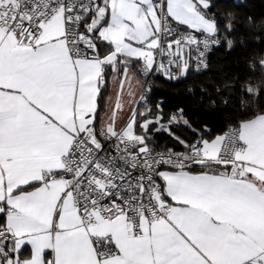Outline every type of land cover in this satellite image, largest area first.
I'll return each mask as SVG.
<instances>
[{
  "label": "crops",
  "instance_id": "obj_1",
  "mask_svg": "<svg viewBox=\"0 0 264 264\" xmlns=\"http://www.w3.org/2000/svg\"><path fill=\"white\" fill-rule=\"evenodd\" d=\"M103 6L108 16L99 36L119 58L140 60L146 75L175 57L177 77L188 72L195 41L181 48L173 39L161 40L160 4L104 0ZM169 16L182 22L175 23L181 29L204 27L191 0H170ZM107 67L109 88L99 113ZM139 80L133 67L72 59L62 14L43 27L34 47L18 46L0 27V213L15 237L8 255L27 246L8 264H244L245 247H264V142L242 144L235 153L236 165L246 162L240 178L230 175L234 163L202 172L162 169L171 214L140 218L138 234L126 218L110 221L100 214L95 225L82 226L60 177L64 159L77 133L106 131L102 116L113 112L111 102L122 99L127 86L136 97ZM220 149L219 140L205 145L204 162H215ZM94 236L112 237L118 254L98 258Z\"/></svg>",
  "mask_w": 264,
  "mask_h": 264
},
{
  "label": "built area",
  "instance_id": "obj_2",
  "mask_svg": "<svg viewBox=\"0 0 264 264\" xmlns=\"http://www.w3.org/2000/svg\"><path fill=\"white\" fill-rule=\"evenodd\" d=\"M28 3H31L32 10L24 13L21 20L23 24L31 27L34 35H28L29 29L25 28L18 39L16 31L9 30L12 25L1 27L14 37L18 46H36L40 41L43 27L58 14H62L64 38L70 57L97 58L102 61L103 57L96 52L91 31L97 13L93 0H0V4L3 5L0 12L15 19L16 15H21L22 9ZM91 12H94L95 16L90 19ZM160 17L159 37L162 41L173 39L181 48L195 41L191 33L182 31L169 19V15L162 13ZM87 25L90 30H86ZM212 39L208 35L202 36L199 47L195 41L193 53L204 49L205 41L210 45ZM208 56L209 49H204L202 58L193 55L195 66L204 69ZM197 60L199 63H195ZM173 65L175 67H172ZM164 66L172 77L177 76L175 57H169ZM235 129L236 127H233L227 132ZM226 147L227 150L220 149L216 162L236 165L235 153L241 149L242 144L237 142ZM204 161L202 149L195 146L188 150L170 148L152 150L145 140L128 139L121 133L109 135L89 130L75 135L69 153L64 159L60 177L72 195L74 207L79 212L83 227L95 225L96 214H100L110 221L126 218L134 225L135 233L138 234L140 218L168 219L171 214V203L163 187L161 170H186ZM14 240L15 237L7 227L0 228V257L8 255V251L5 252V241H11L13 244ZM105 241L109 242L108 248L111 251V255L106 257L117 255L118 249L112 237L94 236L92 242L97 255L99 251L97 243L103 244Z\"/></svg>",
  "mask_w": 264,
  "mask_h": 264
},
{
  "label": "snow or ice",
  "instance_id": "obj_3",
  "mask_svg": "<svg viewBox=\"0 0 264 264\" xmlns=\"http://www.w3.org/2000/svg\"><path fill=\"white\" fill-rule=\"evenodd\" d=\"M195 6V10L199 17H202L204 27H197L195 24L182 25V31L191 33V37L197 42L196 46L199 47L200 38L204 35L211 36L212 42L205 41L204 49H209V55L212 50H219L223 48L226 52L231 54L237 50V44L239 43L242 49V55L237 59L236 63L239 66L243 63V68L239 71H243V77H238L239 82L225 81L224 87L229 88L230 92L226 96L221 97V104L226 111L222 114L226 118V123L237 125L234 131L227 133L220 131L219 129H213L212 126L205 123L200 129H193L197 135L192 141V145L197 149H203L205 145L212 144L213 141H220L221 149L227 150L226 146L233 145L237 142L251 148L258 143L264 142V19L257 21L252 16L246 17V25L234 24V13L229 8L223 10L225 6L231 5L232 7H240L243 5L244 0H191ZM95 5L103 6L104 0H93ZM154 4H160V8L164 11L165 15H169L170 0H153ZM3 5L0 4V7ZM55 4H53V8ZM32 5L28 3L21 11V15H16L15 19L12 16H5L3 12H0V27H10L9 30H15L17 38H20L21 33L25 28H28V35H34L31 27L28 24H23L21 16L24 13L31 12ZM75 10V9H71ZM51 11V9H49ZM179 12H184V8L180 7ZM95 13H89V18L94 17ZM169 19L176 24H181V21L175 19V17L169 16ZM23 24V27H21ZM39 21L37 22V25ZM246 27L252 35L246 37L241 28ZM237 34H239V41H237ZM251 45L255 47H250ZM204 49H200L198 53H193L194 56L203 57ZM199 63V60L195 61ZM172 67H175L174 65ZM207 66H205L206 70ZM199 72L198 68L192 69ZM168 78V77H165ZM186 78V72L184 73ZM189 93L195 97V90L188 89ZM204 96L199 97L198 103H203ZM156 115L151 117L153 131L157 134L164 131L162 125H168L167 132H171L173 124H180L183 121V126H187L190 121L187 118V110L183 105H178L175 109L170 110L165 115V101L163 98L156 102ZM206 107L215 108V99H209ZM141 131H145L143 124L138 125ZM152 133H148L146 139H151ZM187 144V142H185ZM235 151V149H232ZM241 166L246 164L245 161L238 162ZM225 167H231L232 165H224ZM249 175H251L249 173ZM6 215L0 213V228L6 227ZM10 235V234H9ZM109 242L105 241L103 244L97 243L98 258H106L107 255H111V251L108 248ZM11 241H5V252L11 247ZM25 248L19 252L13 251L9 255L0 257V264H8L9 260H17L18 256H22ZM245 255L244 264H264V247H252L247 246L243 249ZM50 258V257H49ZM19 264V261H17Z\"/></svg>",
  "mask_w": 264,
  "mask_h": 264
},
{
  "label": "trees",
  "instance_id": "obj_4",
  "mask_svg": "<svg viewBox=\"0 0 264 264\" xmlns=\"http://www.w3.org/2000/svg\"><path fill=\"white\" fill-rule=\"evenodd\" d=\"M231 9L234 13V24L246 25V17L252 16L257 21L264 19V0H245L240 7H232L231 5L225 6L223 10ZM264 27V25H262ZM86 30H90L87 25ZM241 32L250 37V32L246 27L241 28ZM95 41L96 52L101 57H106L110 53L114 52L112 45L102 40L98 32H92ZM237 41H239V34H237ZM249 46L251 45L250 41ZM242 55V49L237 44V50L229 54L223 48L219 50H212L211 54L207 58V68L199 69V72L192 69L197 68L192 62L184 76L172 77L168 70L158 69L149 74H144L142 69V63L140 60H131L133 63V69L137 73L138 77L145 85V93L140 101L136 110V125L135 133L141 136L142 140H145L150 149L170 148L174 150H188L192 148V141L196 138L197 133L193 129H200L202 125L207 123L213 127V129H219L222 132H227L233 127H237L235 123H226V118L223 117V113L226 111L221 104V97L226 96L230 89L224 87L225 81L239 82L238 77H243V71L239 69L243 68V63L238 66L236 61ZM121 59V58H120ZM105 72V81L100 94L99 101V113L104 107V99L109 88V67ZM168 77V78H165ZM195 90V97H193L188 89ZM203 95V103H198L199 97ZM163 98L165 101V115L170 110L175 109L178 105H183L187 110V118L190 123L187 126H183V121L180 124H173L171 132L165 134L168 129V125H162L164 131L158 134L153 131L151 117L156 115V102ZM209 99H215L216 107H206ZM146 123V126L144 125ZM143 124L145 131H141L138 125ZM148 133H152L151 139H146ZM187 142V144H185ZM224 165H231L229 162H202L186 170L190 172H202L206 169L223 168ZM230 169V167H226ZM175 170V169H170Z\"/></svg>",
  "mask_w": 264,
  "mask_h": 264
},
{
  "label": "rangeland",
  "instance_id": "obj_5",
  "mask_svg": "<svg viewBox=\"0 0 264 264\" xmlns=\"http://www.w3.org/2000/svg\"><path fill=\"white\" fill-rule=\"evenodd\" d=\"M114 87L115 86H113V89ZM144 88V84L139 80V90L136 97H132L133 94L130 91L129 86H127V88H124L125 91L122 99L117 97L113 102H111L113 112L110 114L104 113L102 116V123L104 124L103 128L106 130L103 131L104 133L109 135L121 133L128 139H141V136L135 133L136 115L134 116V113L138 103L143 98ZM118 92L119 95L122 96L120 91ZM123 105L125 106V111L122 109ZM129 106L131 109L126 111Z\"/></svg>",
  "mask_w": 264,
  "mask_h": 264
},
{
  "label": "water",
  "instance_id": "obj_6",
  "mask_svg": "<svg viewBox=\"0 0 264 264\" xmlns=\"http://www.w3.org/2000/svg\"><path fill=\"white\" fill-rule=\"evenodd\" d=\"M96 7H97V13H96V19L91 26L92 32H98L100 28L105 24L108 16V9L105 6L101 7L99 5H96ZM101 62L105 66H110L113 63H120L123 66L133 67V63L120 59L115 52H112L106 57H104ZM245 174L246 173L243 167L239 165H234L230 170L231 177L240 178L245 176Z\"/></svg>",
  "mask_w": 264,
  "mask_h": 264
}]
</instances>
